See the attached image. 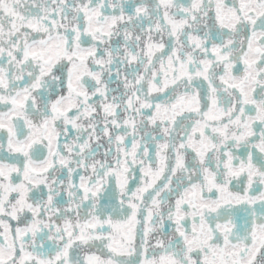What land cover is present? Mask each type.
I'll return each mask as SVG.
<instances>
[{
  "label": "snow or ice",
  "instance_id": "1",
  "mask_svg": "<svg viewBox=\"0 0 264 264\" xmlns=\"http://www.w3.org/2000/svg\"><path fill=\"white\" fill-rule=\"evenodd\" d=\"M0 264H264V0H0Z\"/></svg>",
  "mask_w": 264,
  "mask_h": 264
}]
</instances>
